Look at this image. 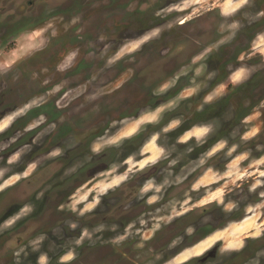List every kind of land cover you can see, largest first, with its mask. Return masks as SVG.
I'll use <instances>...</instances> for the list:
<instances>
[{
	"label": "rangeland",
	"instance_id": "obj_1",
	"mask_svg": "<svg viewBox=\"0 0 264 264\" xmlns=\"http://www.w3.org/2000/svg\"><path fill=\"white\" fill-rule=\"evenodd\" d=\"M85 140L113 164L61 202L65 228L70 208H105L146 172L150 210L120 213L117 234L91 227V242L143 252L152 239L133 264H264V0H0V198L36 191L0 235L83 172L71 152ZM54 226L8 261L0 244V264L67 263Z\"/></svg>",
	"mask_w": 264,
	"mask_h": 264
},
{
	"label": "flooded vegetation",
	"instance_id": "obj_2",
	"mask_svg": "<svg viewBox=\"0 0 264 264\" xmlns=\"http://www.w3.org/2000/svg\"><path fill=\"white\" fill-rule=\"evenodd\" d=\"M82 145L83 146L81 148H77L71 152V159L81 158L83 159V162L86 161L85 164L87 163V166L80 169L83 172L75 173L69 178H64L63 180L65 181L61 180L59 182L60 184H57L50 189L49 193L46 194L49 196L41 197V200L45 203L43 206L46 208L42 211V213H39L38 215H26L23 220L15 223L14 226L9 227L4 234L0 235V244H6L7 246V252L2 257L5 261L10 260L11 252L14 251L13 247L17 246L22 238L24 240L34 231L46 228V231H48L47 233L50 234L53 233L52 228L55 227L54 225L58 227L62 224V227L65 228V216L61 215L62 210L65 208L62 207L61 202H66V198L75 193L81 185L88 182L92 173L98 174L103 170H107L108 165L113 164L108 163L109 158L105 156H103V158L101 157L102 159L98 157V155L102 154V151L99 150L97 152H92L90 140L83 141ZM121 158L123 159V157H114L111 159L112 161H117ZM143 174H146V172H143L135 176L134 179L132 178L127 181L125 185H121V187L111 194H106V197L115 196L116 201L110 205L105 203V208L97 207L95 209L81 210L84 207V203L77 205L76 208L79 211L78 213L74 212V210L70 208L69 216H71V219L66 224L65 228L67 230L66 238H68L65 245H67V248L72 250V257L67 260V263H65V261H62L63 258H61L63 253L57 252L54 256H48V262L46 264H119L120 262L122 264H133V262L136 261L137 256L141 253H144L147 250H153L155 246H153L154 242L152 239L147 242V245L143 248V252H136L131 249V243L129 242L125 243V245L113 246L108 240H95V243L90 240L91 227L104 222H109V224L117 226V232H115L117 234L123 229L124 223V219L120 217V213H125V219L128 223L130 220L139 216L142 212L150 210V206L147 204L150 202H144L143 199L138 201L137 198V193L140 191L139 183L143 178ZM19 186L21 185L18 184L13 190ZM17 190V192L14 191L11 194L8 192L4 193V195L0 198V224L6 220V218H9L17 212L20 208V202L23 203L28 201L36 193V191H33L28 194L26 192L27 190H24V188ZM131 200L133 203L132 205L130 204ZM46 210H48V212L45 214L44 212ZM83 229L89 230L88 235L81 241L75 242V239L81 235ZM160 232L161 231H159V233ZM160 236L161 234L155 237ZM187 259L188 258L184 259V261ZM37 260H39V254L32 253L29 261H35L34 264H37ZM233 264L236 263L233 262Z\"/></svg>",
	"mask_w": 264,
	"mask_h": 264
},
{
	"label": "bare ground",
	"instance_id": "obj_3",
	"mask_svg": "<svg viewBox=\"0 0 264 264\" xmlns=\"http://www.w3.org/2000/svg\"><path fill=\"white\" fill-rule=\"evenodd\" d=\"M229 2L228 1H225L222 5H223V8L224 9H227L228 8V4ZM210 240V238L209 239H207L204 243H208V241ZM198 246V245H197ZM185 252H187V251H185Z\"/></svg>",
	"mask_w": 264,
	"mask_h": 264
}]
</instances>
